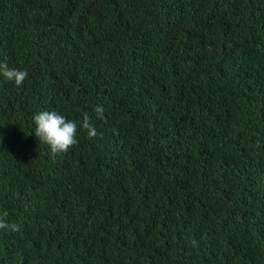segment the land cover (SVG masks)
Returning <instances> with one entry per match:
<instances>
[{
  "label": "trees",
  "instance_id": "1",
  "mask_svg": "<svg viewBox=\"0 0 264 264\" xmlns=\"http://www.w3.org/2000/svg\"><path fill=\"white\" fill-rule=\"evenodd\" d=\"M0 63V264H264V0H0Z\"/></svg>",
  "mask_w": 264,
  "mask_h": 264
},
{
  "label": "clouds",
  "instance_id": "2",
  "mask_svg": "<svg viewBox=\"0 0 264 264\" xmlns=\"http://www.w3.org/2000/svg\"><path fill=\"white\" fill-rule=\"evenodd\" d=\"M0 76L16 87H21L28 76V72L18 68H11L6 63H0ZM103 107L96 106L97 116H103ZM34 122V134L41 142L48 145L52 156L67 152L71 146L77 143L76 134L78 124L74 120L67 119L64 115L55 110L39 111L32 117ZM80 127L87 129L88 135L94 137L97 135L94 126L90 122V117L85 114ZM20 224L10 221L6 211H0V230L19 231ZM195 244V241H192Z\"/></svg>",
  "mask_w": 264,
  "mask_h": 264
}]
</instances>
